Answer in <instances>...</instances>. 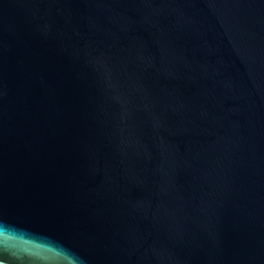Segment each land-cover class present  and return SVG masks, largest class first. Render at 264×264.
I'll return each instance as SVG.
<instances>
[{
	"label": "water",
	"instance_id": "water-1",
	"mask_svg": "<svg viewBox=\"0 0 264 264\" xmlns=\"http://www.w3.org/2000/svg\"><path fill=\"white\" fill-rule=\"evenodd\" d=\"M0 264H264V0H0Z\"/></svg>",
	"mask_w": 264,
	"mask_h": 264
}]
</instances>
